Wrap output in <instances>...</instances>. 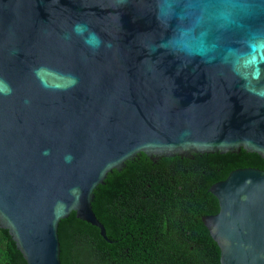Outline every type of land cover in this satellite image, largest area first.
<instances>
[{"label":"water","instance_id":"1","mask_svg":"<svg viewBox=\"0 0 264 264\" xmlns=\"http://www.w3.org/2000/svg\"><path fill=\"white\" fill-rule=\"evenodd\" d=\"M242 150L264 159V0H0V228L27 264H62L72 213L111 243L95 192L139 155ZM210 193L221 264H264V171Z\"/></svg>","mask_w":264,"mask_h":264},{"label":"trees","instance_id":"2","mask_svg":"<svg viewBox=\"0 0 264 264\" xmlns=\"http://www.w3.org/2000/svg\"><path fill=\"white\" fill-rule=\"evenodd\" d=\"M251 168L264 171V159L245 150L157 161L139 155L95 192L93 211L111 243L72 213L59 227L61 263L221 264L202 220L219 213L210 189L233 171ZM0 264H27L1 228Z\"/></svg>","mask_w":264,"mask_h":264},{"label":"clouds","instance_id":"3","mask_svg":"<svg viewBox=\"0 0 264 264\" xmlns=\"http://www.w3.org/2000/svg\"><path fill=\"white\" fill-rule=\"evenodd\" d=\"M77 31H81V26L80 25H77ZM97 41H98V38H97Z\"/></svg>","mask_w":264,"mask_h":264}]
</instances>
